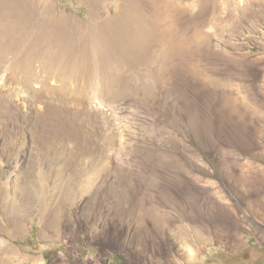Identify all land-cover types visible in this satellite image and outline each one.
Segmentation results:
<instances>
[{"label": "rangeland", "instance_id": "374dc122", "mask_svg": "<svg viewBox=\"0 0 264 264\" xmlns=\"http://www.w3.org/2000/svg\"><path fill=\"white\" fill-rule=\"evenodd\" d=\"M33 1L98 43L0 57V264H264V0Z\"/></svg>", "mask_w": 264, "mask_h": 264}, {"label": "bare ground", "instance_id": "6f19581e", "mask_svg": "<svg viewBox=\"0 0 264 264\" xmlns=\"http://www.w3.org/2000/svg\"><path fill=\"white\" fill-rule=\"evenodd\" d=\"M76 32L44 1L0 0V57L13 53L7 69L28 74L30 80L41 78L45 84L55 77L72 83L81 77L87 58L97 50L98 37L75 50ZM120 46L126 47L125 37ZM87 74L94 78V73Z\"/></svg>", "mask_w": 264, "mask_h": 264}]
</instances>
